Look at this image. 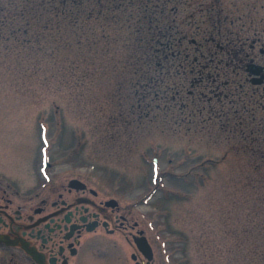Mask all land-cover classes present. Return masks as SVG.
I'll return each instance as SVG.
<instances>
[{"label":"rangeland","instance_id":"rangeland-1","mask_svg":"<svg viewBox=\"0 0 264 264\" xmlns=\"http://www.w3.org/2000/svg\"><path fill=\"white\" fill-rule=\"evenodd\" d=\"M13 1L10 181L86 179L140 220L157 264H264V82L247 70L264 65V0Z\"/></svg>","mask_w":264,"mask_h":264},{"label":"flooded vegetation","instance_id":"flooded-vegetation-1","mask_svg":"<svg viewBox=\"0 0 264 264\" xmlns=\"http://www.w3.org/2000/svg\"><path fill=\"white\" fill-rule=\"evenodd\" d=\"M0 156V264H157L140 220L116 196L78 176L10 181V135Z\"/></svg>","mask_w":264,"mask_h":264},{"label":"water","instance_id":"water-1","mask_svg":"<svg viewBox=\"0 0 264 264\" xmlns=\"http://www.w3.org/2000/svg\"><path fill=\"white\" fill-rule=\"evenodd\" d=\"M247 70L253 74L252 81L254 83H262L264 81V66L257 62H249L247 64ZM155 161L157 159L155 158ZM75 181V180H74ZM138 243L143 250V252L150 258L152 256V248L146 236H143L138 240Z\"/></svg>","mask_w":264,"mask_h":264},{"label":"trees","instance_id":"trees-1","mask_svg":"<svg viewBox=\"0 0 264 264\" xmlns=\"http://www.w3.org/2000/svg\"><path fill=\"white\" fill-rule=\"evenodd\" d=\"M27 3H31V2H34L35 4H38V5H42L48 10V13H52V15H54L55 11L54 9H56L57 5L58 4H63V3H66L67 1L63 2V0H25ZM73 0H70L69 3H73L72 2ZM84 0H78V3H82ZM10 3H13L15 4L16 1H13V0H10ZM28 7L24 6V7H21V12H24ZM57 14H60V13H65L62 9H57ZM73 14V13H71Z\"/></svg>","mask_w":264,"mask_h":264}]
</instances>
